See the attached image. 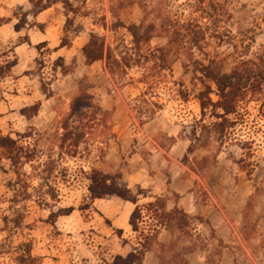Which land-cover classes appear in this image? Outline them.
Instances as JSON below:
<instances>
[{
	"label": "rangeland",
	"instance_id": "374dc122",
	"mask_svg": "<svg viewBox=\"0 0 264 264\" xmlns=\"http://www.w3.org/2000/svg\"><path fill=\"white\" fill-rule=\"evenodd\" d=\"M83 1L88 12L77 17L80 32L70 46L59 47L66 20L62 3L37 15L43 30L36 26L16 32V19L0 26V55L12 54L10 50L14 49L18 56L10 74L0 78V132L39 151L36 160L25 165L33 175L34 185L39 183L35 175L42 163L49 157L57 159L53 180L60 193L57 207L73 209L52 223L47 220L49 207L29 200L24 209L27 226L11 236L12 243L17 244L24 234L31 237L33 253L42 264H106L116 254L126 255L137 241L128 222L134 203L112 196L96 199L93 207L84 212L79 209L88 194V180L81 169L98 167L120 170L134 192L140 187L148 196L141 194L139 203L163 196L168 209L178 206L209 222L194 219V233L198 235L191 243L180 237L178 230H159L157 239L161 243L177 238L176 251L195 245L194 251L182 255L190 264H264V102L246 103L242 122L223 143L213 136L202 137L188 152L189 129L194 118L200 117L193 93L200 86L192 81V71H184L181 59L185 56L180 59L172 54L171 70L162 71L153 88L138 81L142 73L139 67L116 81L103 61L87 63L83 46L92 32L104 36L106 43L113 46L122 41L129 43L131 36L125 28H109L115 21L110 0L74 3L80 5ZM148 1L155 9L152 18L159 11L182 19L200 14L195 12V0ZM217 1L229 9L231 16L222 17L220 38L207 36L206 49L225 58L224 70L229 71L240 55L264 45V0ZM17 5L24 10L30 8L28 0H0V16H12ZM142 14L136 3L120 10L127 24L138 23ZM104 21L108 27L103 26ZM43 41L45 44L38 50L35 45ZM167 43L166 34H160L150 44L155 47ZM194 53L203 57L197 50ZM59 57L63 59L57 60ZM62 62L67 72L57 66ZM84 77L90 82L88 92L103 108L112 111L110 128L94 127L80 144L76 157L60 158L61 125ZM42 81L50 96L42 92ZM181 88L190 92L187 99L180 96ZM37 103L38 111L33 107ZM99 145L104 147L103 152L97 148ZM12 177L11 161L3 158L0 227L2 215L10 213L12 192L7 183ZM145 220L146 224L155 223L151 216ZM6 235L0 231V243ZM174 257V253L162 252L160 245L153 243L145 263L175 264ZM0 263L16 264L9 254L0 256Z\"/></svg>",
	"mask_w": 264,
	"mask_h": 264
},
{
	"label": "trees",
	"instance_id": "16d2710c",
	"mask_svg": "<svg viewBox=\"0 0 264 264\" xmlns=\"http://www.w3.org/2000/svg\"><path fill=\"white\" fill-rule=\"evenodd\" d=\"M28 2L29 9L24 10L21 5H17L12 16H0V26L16 19L13 24L16 32L36 26L43 30V23L36 21L37 15L57 3H62L66 20L59 47L70 46L73 37L80 32L76 23L77 17L88 12L85 9V1L80 5L75 4L74 0H28ZM134 3L139 5L143 14L138 23L127 24L122 20L120 10ZM194 8L195 12H200L199 16L191 15L182 19L171 16L170 12L159 11L152 18L155 9L148 0H110V12L115 21H112L109 28L115 31L118 28H125L131 36L130 42L122 41L113 46L106 43L104 36L92 32L88 42L83 46L87 63L103 61L105 69L116 81L123 80L130 69L141 68L142 73L138 81L145 83L148 88H153L159 81L162 71L171 70L172 54L180 59L181 56H185L181 59L183 69L185 72L192 71V81L200 86L198 91L193 93L200 106V117L194 118L189 129L191 143L188 152L192 151L202 137L213 136L217 142L223 143L242 122L240 120L243 106L252 101L260 104L264 102V45L256 51L240 55L231 70H224L225 58L207 51V36L220 38L218 30L222 17L225 15L230 17L231 12L217 0H195ZM200 17L207 21L204 23ZM103 26H107L105 21ZM160 34H166L168 43L152 47L151 40ZM44 44V41L39 42L35 47L39 50ZM196 50L202 54V58L196 57L194 53ZM10 52L12 54L5 52L0 55V58H5L0 61V78L9 75L18 63L14 49ZM62 59L59 57L57 60ZM57 66H61L62 72H67V65L63 62ZM88 84L90 82L87 77L80 81L79 93L72 100L71 111L62 122L63 131L58 145L60 158L76 157L80 144L88 139L87 136L94 127L110 128L112 111L103 108L95 100L94 94L88 92ZM41 90L46 96L51 95L44 81ZM179 92L183 99H187L190 94L182 88ZM143 95H147V91ZM39 106L40 103H37L33 107L38 111ZM97 148L104 151L102 145ZM37 156L39 151L36 148L0 132V162L3 158L9 159L13 172V177L7 183L12 192L9 197L10 213H4L1 217L3 224L0 231L7 232V235L0 243V256L9 254L16 264H42L40 257L33 253L31 237L23 233V239L17 244L14 245L11 241L14 233H19L27 226L24 223V209L29 200H35L41 207H49L50 214L47 220L52 223L58 216L69 214L73 210L72 207H57L60 193L53 182L57 159L49 157L42 163V167L35 175L39 183L34 185L33 175L25 170V165L32 164ZM81 171L88 180V194L79 207L82 212L91 209L96 199L112 196L135 204L128 222L132 231L137 234V241L126 255L116 254L111 261H106V264H146L145 255L152 249L153 243L159 244L162 252L174 253L175 264H190L182 255L194 251L195 245L181 247V251H176L177 238L169 243H161L157 239L159 230L165 228L172 233L178 230L181 233L180 237L191 243L198 235L194 233L196 230L194 219L209 223L207 220L190 215L178 206L168 209L166 197L163 196H154L152 200L139 203L141 194L144 197L148 195L144 194L140 187L134 192L120 170L105 171L91 167L89 170ZM146 216H151L155 223L146 224ZM117 231L122 232V229Z\"/></svg>",
	"mask_w": 264,
	"mask_h": 264
}]
</instances>
